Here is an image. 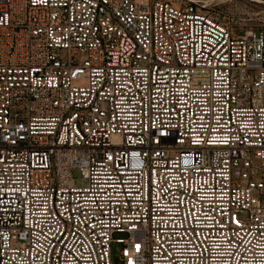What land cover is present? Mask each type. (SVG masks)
<instances>
[{"label":"built area","instance_id":"1","mask_svg":"<svg viewBox=\"0 0 264 264\" xmlns=\"http://www.w3.org/2000/svg\"><path fill=\"white\" fill-rule=\"evenodd\" d=\"M212 1L0 0V264H264V29Z\"/></svg>","mask_w":264,"mask_h":264},{"label":"rangeland","instance_id":"2","mask_svg":"<svg viewBox=\"0 0 264 264\" xmlns=\"http://www.w3.org/2000/svg\"><path fill=\"white\" fill-rule=\"evenodd\" d=\"M210 9L221 20L234 26L238 33L264 29V0H213ZM74 176H78L73 169ZM120 242L111 243V258L119 262Z\"/></svg>","mask_w":264,"mask_h":264}]
</instances>
